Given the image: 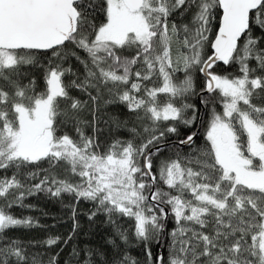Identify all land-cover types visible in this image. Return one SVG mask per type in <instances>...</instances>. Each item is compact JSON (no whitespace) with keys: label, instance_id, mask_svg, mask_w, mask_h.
<instances>
[{"label":"snow or ice","instance_id":"obj_1","mask_svg":"<svg viewBox=\"0 0 264 264\" xmlns=\"http://www.w3.org/2000/svg\"><path fill=\"white\" fill-rule=\"evenodd\" d=\"M65 195L67 239L11 235ZM81 202L64 264H264V0H0V264Z\"/></svg>","mask_w":264,"mask_h":264},{"label":"trees","instance_id":"obj_2","mask_svg":"<svg viewBox=\"0 0 264 264\" xmlns=\"http://www.w3.org/2000/svg\"><path fill=\"white\" fill-rule=\"evenodd\" d=\"M37 77L38 84L43 88L42 73L38 70L34 71ZM79 95V93H74ZM86 98V97H85ZM107 119V116H105ZM104 129V134L101 136V142L105 147L114 139V135L110 134L106 126L101 125ZM90 133V129L86 130ZM121 136H126V133H120ZM203 138L198 143H202ZM34 205L32 210H20L14 209L16 215H31L39 220V223L43 225L42 228L32 229H17L11 235L28 242V241H41L48 235H58L63 239H67L70 233H72L73 220L71 219V209L66 207L74 203L70 196L65 195L61 200L50 199L44 196L31 197L27 201ZM77 219L80 223L79 234L74 235L73 239L65 246L61 243L59 246H55L52 249H47L37 245L30 249L33 253L43 254L40 258L47 262L48 258L55 255L56 252H60L59 261L60 264H64V261L70 260L69 253L74 245L83 247L86 243L98 244L101 241V236L105 232V226L103 224V217H100L96 222L90 223L87 218V213L91 210L92 205L88 202H81L77 206ZM46 214V215H45ZM62 249V251H61ZM133 255H138L137 252H133Z\"/></svg>","mask_w":264,"mask_h":264}]
</instances>
